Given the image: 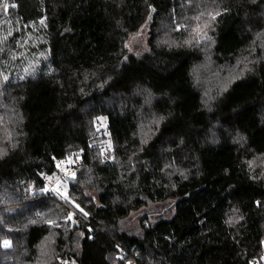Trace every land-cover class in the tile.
Masks as SVG:
<instances>
[{
	"label": "trees",
	"instance_id": "obj_1",
	"mask_svg": "<svg viewBox=\"0 0 264 264\" xmlns=\"http://www.w3.org/2000/svg\"><path fill=\"white\" fill-rule=\"evenodd\" d=\"M9 1L0 264H264V0ZM77 154V207L23 202Z\"/></svg>",
	"mask_w": 264,
	"mask_h": 264
},
{
	"label": "rangeland",
	"instance_id": "obj_2",
	"mask_svg": "<svg viewBox=\"0 0 264 264\" xmlns=\"http://www.w3.org/2000/svg\"><path fill=\"white\" fill-rule=\"evenodd\" d=\"M14 6L12 2L9 0H0V13L4 11L5 14H8V10ZM12 19L10 18V13L6 16L5 19L1 22V27L3 31H0V39L2 36V33L7 34L8 32L11 33V35L14 34L13 27L11 26ZM0 27V28H1ZM149 29L147 26L143 27L141 30H139L136 34L132 35L126 42V47L129 55L138 57L142 55L145 51L148 50V38H149ZM32 39V42L35 43V45H38V41L40 38L38 35L34 32L30 34H25L21 38L15 37V42L19 44V41H21V46L27 45L29 40ZM36 57V56H33ZM204 72H202V75ZM218 73L216 75V78L211 80L217 81L219 80ZM201 79V78H200ZM208 100V95L205 97V101ZM98 129H101L99 132L100 136H104V139L102 142V153H107V150H110L111 143L110 140L107 139V122L105 118H100L98 123ZM81 161L80 154L77 155H71L67 157L65 160L58 161L56 166L59 170L58 173L54 174L53 176L46 178V186L45 188L38 190V191H32L30 190L28 193L30 195H27L23 198V202L30 203L29 201L32 199H36L37 196L47 198L49 195H53L63 201L64 203L70 202L72 204V207H77L76 203L72 200L70 196V188H69V181H67L65 178L66 176L69 177H76L77 172H74L73 167ZM70 219L73 220V213L70 214ZM62 264H71L69 260L64 259L62 260Z\"/></svg>",
	"mask_w": 264,
	"mask_h": 264
},
{
	"label": "built area",
	"instance_id": "obj_3",
	"mask_svg": "<svg viewBox=\"0 0 264 264\" xmlns=\"http://www.w3.org/2000/svg\"><path fill=\"white\" fill-rule=\"evenodd\" d=\"M80 168H81V161H79L74 167H73V170H74V172H78L79 170H80ZM125 264H134V263H131V262H127V263H125ZM251 264H258L257 263V261H252V263Z\"/></svg>",
	"mask_w": 264,
	"mask_h": 264
},
{
	"label": "water",
	"instance_id": "obj_4",
	"mask_svg": "<svg viewBox=\"0 0 264 264\" xmlns=\"http://www.w3.org/2000/svg\"><path fill=\"white\" fill-rule=\"evenodd\" d=\"M65 179H66L67 181L71 182L73 185H74L75 182H76V178H73V177L66 176Z\"/></svg>",
	"mask_w": 264,
	"mask_h": 264
},
{
	"label": "bare ground",
	"instance_id": "obj_5",
	"mask_svg": "<svg viewBox=\"0 0 264 264\" xmlns=\"http://www.w3.org/2000/svg\"><path fill=\"white\" fill-rule=\"evenodd\" d=\"M124 262V261H123Z\"/></svg>",
	"mask_w": 264,
	"mask_h": 264
}]
</instances>
